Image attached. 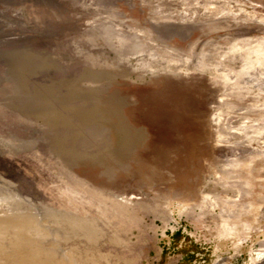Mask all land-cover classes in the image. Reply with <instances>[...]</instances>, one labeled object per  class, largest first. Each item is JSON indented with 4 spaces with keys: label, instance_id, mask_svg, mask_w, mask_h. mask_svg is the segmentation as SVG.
<instances>
[{
    "label": "rangeland",
    "instance_id": "obj_1",
    "mask_svg": "<svg viewBox=\"0 0 264 264\" xmlns=\"http://www.w3.org/2000/svg\"><path fill=\"white\" fill-rule=\"evenodd\" d=\"M0 264H264V0H0Z\"/></svg>",
    "mask_w": 264,
    "mask_h": 264
}]
</instances>
